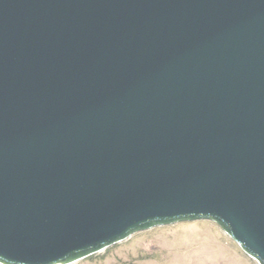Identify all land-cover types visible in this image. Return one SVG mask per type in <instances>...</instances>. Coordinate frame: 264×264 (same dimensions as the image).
<instances>
[{
	"label": "water",
	"instance_id": "water-1",
	"mask_svg": "<svg viewBox=\"0 0 264 264\" xmlns=\"http://www.w3.org/2000/svg\"><path fill=\"white\" fill-rule=\"evenodd\" d=\"M204 219L264 264V0H0V264Z\"/></svg>",
	"mask_w": 264,
	"mask_h": 264
},
{
	"label": "rangeland",
	"instance_id": "rangeland-1",
	"mask_svg": "<svg viewBox=\"0 0 264 264\" xmlns=\"http://www.w3.org/2000/svg\"><path fill=\"white\" fill-rule=\"evenodd\" d=\"M72 264H258L218 224L192 220L134 233Z\"/></svg>",
	"mask_w": 264,
	"mask_h": 264
}]
</instances>
